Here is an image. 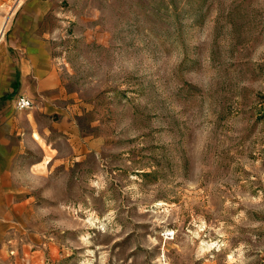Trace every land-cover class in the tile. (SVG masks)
<instances>
[{"label":"rangeland","instance_id":"obj_1","mask_svg":"<svg viewBox=\"0 0 264 264\" xmlns=\"http://www.w3.org/2000/svg\"><path fill=\"white\" fill-rule=\"evenodd\" d=\"M0 35L4 97L58 109L18 264H264V0H0Z\"/></svg>","mask_w":264,"mask_h":264},{"label":"crops","instance_id":"obj_2","mask_svg":"<svg viewBox=\"0 0 264 264\" xmlns=\"http://www.w3.org/2000/svg\"><path fill=\"white\" fill-rule=\"evenodd\" d=\"M18 88L14 98H5L0 89V264H18L12 251L19 229L17 210L23 203L19 202V162L28 144L45 139V124H51V116L58 111L45 100V92L39 97L22 82ZM20 94L28 95L33 106L18 108L16 100Z\"/></svg>","mask_w":264,"mask_h":264},{"label":"built area","instance_id":"obj_3","mask_svg":"<svg viewBox=\"0 0 264 264\" xmlns=\"http://www.w3.org/2000/svg\"><path fill=\"white\" fill-rule=\"evenodd\" d=\"M17 107L25 109L33 106V100L26 94H20L16 100Z\"/></svg>","mask_w":264,"mask_h":264},{"label":"bare ground","instance_id":"obj_4","mask_svg":"<svg viewBox=\"0 0 264 264\" xmlns=\"http://www.w3.org/2000/svg\"><path fill=\"white\" fill-rule=\"evenodd\" d=\"M1 36V35H0Z\"/></svg>","mask_w":264,"mask_h":264}]
</instances>
